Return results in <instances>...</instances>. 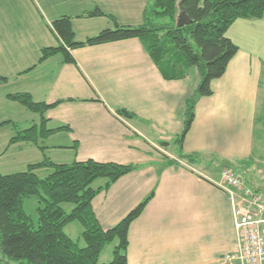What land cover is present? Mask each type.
<instances>
[{"label": "crops", "instance_id": "crops-1", "mask_svg": "<svg viewBox=\"0 0 264 264\" xmlns=\"http://www.w3.org/2000/svg\"><path fill=\"white\" fill-rule=\"evenodd\" d=\"M147 3L0 0V76L7 78L0 96L17 108L9 94L29 93L36 102L54 104L45 112L47 129L63 128L40 138L39 145L0 139V160L18 147L28 152L26 169L46 158L57 164L92 159L138 165L92 200L108 230L153 194L130 225L129 264H223L238 241L231 196L219 186L223 169L234 168L264 192V19H238L229 28L239 50L212 81V95L197 99L181 144L199 71L194 78L190 72L186 79H165L138 38L73 49L74 63L62 54L40 62L44 48L58 45L51 26L59 17H73L76 40L84 41L113 28L109 16L125 26L142 24ZM95 9L106 15L87 16ZM190 154L195 164L181 158ZM51 172L35 171L40 178Z\"/></svg>", "mask_w": 264, "mask_h": 264}, {"label": "trees", "instance_id": "trees-1", "mask_svg": "<svg viewBox=\"0 0 264 264\" xmlns=\"http://www.w3.org/2000/svg\"><path fill=\"white\" fill-rule=\"evenodd\" d=\"M182 10L186 12L189 22L180 24ZM105 15L100 9L87 13V16ZM109 17L115 24L113 28L104 29L84 41L76 40L73 17L65 15L54 20L51 31L58 45L44 48L40 62L62 54L66 62L74 63L73 49L138 38L165 79H186L191 69L197 68L202 80L186 103L185 126L177 139L181 144L193 122L197 99L212 95V81L226 72L230 60L239 50L227 35L229 28L238 19H264V0H148L140 25H121L115 17ZM6 80V77L0 76V83ZM8 98L42 115L40 124L19 130L11 138L10 145L17 142L38 145L40 138L63 129H47L45 112L54 104L36 102L29 93L9 94ZM119 113L132 117L126 110ZM8 124L11 122L0 119V127ZM195 156L181 155V158L195 164ZM40 168H48L52 172L40 178L35 173ZM138 168V165L92 159L57 164L46 158L28 165L26 171L13 174L0 171V248L4 254V264H11V261H27L29 264H100L104 248L114 242L117 244L113 259L102 264H129L130 225L141 215L153 194L108 230H104L97 220L92 200L103 189ZM101 178L107 180L106 185L94 188L92 185ZM33 196L38 199L37 221L25 210V199ZM63 203L74 204L73 210L65 211ZM75 221L83 226L84 247H80L65 231Z\"/></svg>", "mask_w": 264, "mask_h": 264}, {"label": "built area", "instance_id": "built-area-1", "mask_svg": "<svg viewBox=\"0 0 264 264\" xmlns=\"http://www.w3.org/2000/svg\"><path fill=\"white\" fill-rule=\"evenodd\" d=\"M219 186L231 196L238 235L237 248L222 263L264 264V192L230 166L223 169Z\"/></svg>", "mask_w": 264, "mask_h": 264}, {"label": "rangeland", "instance_id": "rangeland-1", "mask_svg": "<svg viewBox=\"0 0 264 264\" xmlns=\"http://www.w3.org/2000/svg\"><path fill=\"white\" fill-rule=\"evenodd\" d=\"M192 72V77L194 78V74L196 75V73L198 72L197 68H193L191 70ZM199 73V72H198ZM14 101V100H12ZM16 103H19L17 105H19L17 107L11 106L5 99V97H3L2 95L0 96V119L1 121H10L11 124L5 126V128H3V130H0V139H3V142H9L11 140L12 137L11 136H16L17 132L19 130H26L30 127H32L35 122H41L42 120V115L39 112H34L28 108H26L23 104H21L18 101H15ZM15 102H10V103H15ZM4 127V126H3ZM39 145V144H38ZM7 146V145H6ZM0 148H2L0 146ZM6 148V147H4ZM22 157V158H20ZM27 157H29L28 152L26 150H24L23 152H20L19 148H11L9 153L7 154V156L4 159H1V172L4 174H13V173H17V172H21V170H27L26 166L24 165V161L25 159H27ZM20 158V159H19ZM13 161H12V160ZM22 160V161H21ZM105 181V179L101 178L98 179L92 186L94 188H97L98 186H100L101 184H103V182ZM38 204V199L36 196L30 197V198H26L25 199V210L30 213L31 215H33L35 221H37V213H36V206ZM62 207L65 211L67 212H71L74 208V204L72 203H63ZM83 226L80 224V222L75 221L71 224H69L65 231L68 232L69 236L76 242L79 244L80 247H84L86 245L83 237H82V232H83ZM117 243H112V244H108L106 245V247L104 248L101 256H100V260L99 263H108L113 259V252H114V248L116 246ZM4 254L1 251L0 248V263L3 262L2 264H4ZM3 260V261H1ZM8 261V258H6V262ZM12 264H29L27 261L24 262H14L11 261ZM7 264H9L7 262Z\"/></svg>", "mask_w": 264, "mask_h": 264}, {"label": "water", "instance_id": "water-1", "mask_svg": "<svg viewBox=\"0 0 264 264\" xmlns=\"http://www.w3.org/2000/svg\"><path fill=\"white\" fill-rule=\"evenodd\" d=\"M182 12H183L182 15L185 16V19H181V20L179 21V23H180V24H183V23L189 22V18H188V16H187L186 12H185L184 10H182Z\"/></svg>", "mask_w": 264, "mask_h": 264}]
</instances>
